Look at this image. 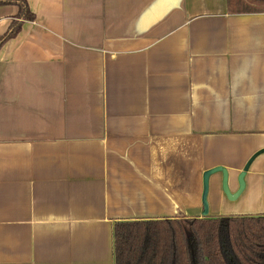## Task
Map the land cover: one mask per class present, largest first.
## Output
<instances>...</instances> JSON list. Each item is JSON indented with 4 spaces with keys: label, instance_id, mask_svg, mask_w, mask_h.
Instances as JSON below:
<instances>
[{
    "label": "crops",
    "instance_id": "crops-1",
    "mask_svg": "<svg viewBox=\"0 0 264 264\" xmlns=\"http://www.w3.org/2000/svg\"><path fill=\"white\" fill-rule=\"evenodd\" d=\"M0 49V264H114V224L202 217L264 149V11L27 0ZM0 5V34L17 16ZM21 20V19H20ZM211 217L264 213V152Z\"/></svg>",
    "mask_w": 264,
    "mask_h": 264
},
{
    "label": "trees",
    "instance_id": "trees-1",
    "mask_svg": "<svg viewBox=\"0 0 264 264\" xmlns=\"http://www.w3.org/2000/svg\"><path fill=\"white\" fill-rule=\"evenodd\" d=\"M229 1L239 12L264 11V0ZM5 4L19 12L0 34V49L23 20L35 18L27 0H0ZM113 239L114 264H264V213L119 220Z\"/></svg>",
    "mask_w": 264,
    "mask_h": 264
},
{
    "label": "water",
    "instance_id": "water-1",
    "mask_svg": "<svg viewBox=\"0 0 264 264\" xmlns=\"http://www.w3.org/2000/svg\"><path fill=\"white\" fill-rule=\"evenodd\" d=\"M264 152V149L258 151L252 157L247 161L246 165L243 167L242 171L238 174V182H239V187L237 191L232 192L229 188V170L221 165L206 169L203 173V192H202V217L208 216L209 215V209H210V204L208 200V193H209V187H210V176L216 172H222V189L224 194L229 200H235L238 198V196L241 194V192L245 188V180L244 176L246 172L249 169V166L253 159L257 156V154Z\"/></svg>",
    "mask_w": 264,
    "mask_h": 264
},
{
    "label": "rangeland",
    "instance_id": "rangeland-1",
    "mask_svg": "<svg viewBox=\"0 0 264 264\" xmlns=\"http://www.w3.org/2000/svg\"><path fill=\"white\" fill-rule=\"evenodd\" d=\"M229 188H230V187H229ZM230 201H231V200H230ZM185 224H186V223H185ZM185 228H186L187 231H189V225L186 224V225H185Z\"/></svg>",
    "mask_w": 264,
    "mask_h": 264
}]
</instances>
